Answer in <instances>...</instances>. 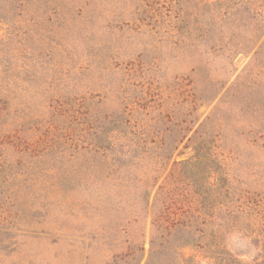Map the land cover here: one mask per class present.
I'll return each instance as SVG.
<instances>
[{
    "label": "rangeland",
    "instance_id": "374dc122",
    "mask_svg": "<svg viewBox=\"0 0 264 264\" xmlns=\"http://www.w3.org/2000/svg\"><path fill=\"white\" fill-rule=\"evenodd\" d=\"M44 6L43 0H0V39L9 38L0 42V55L6 60L0 62L11 67L0 72V82L15 79L0 85V133L11 134L25 150L22 155L6 151L4 156L2 169L14 166L17 174L14 184L0 187V264H104L119 249H98L101 239L125 238L132 225L145 235L148 249L156 187L148 204L145 197L136 203L126 189L136 191L137 182L129 179L121 184L116 174L95 192L68 198V185L59 177V161L44 146L49 139L45 130L54 123L64 131L80 132L82 126L71 114L81 116L84 126L91 124L98 132L108 121L110 145L118 148L119 130L126 128L133 132L128 143L144 152L143 156L131 154L140 156L131 161L146 164L161 143L172 142L178 124L186 121L183 124L190 126L196 116L202 114L201 121L211 112L250 56L236 54L224 71L223 57L211 55L215 61L205 63L198 58V48L162 41L150 33L148 20L135 22L144 16V8L136 1L97 0L96 8L110 17L108 28L105 22L98 23L89 38L78 32L71 38L58 30L46 38L40 36L26 56L8 58L6 52L20 46L13 41H19L22 17L33 10L42 12ZM234 68L237 71L229 76ZM256 79L243 95L247 100L224 113L219 136L211 140L227 148L217 158L214 152L216 171L195 174L198 183L188 197L198 200L193 204L198 208L195 215L200 213L196 235L212 249L182 248L186 264H217L216 256L225 251L243 262L264 263V76ZM224 83L217 98L199 103L188 114L198 104L196 94H209L208 100ZM59 104L68 113L59 115L50 107ZM61 134L54 139L60 140ZM99 140L105 142L104 131ZM4 147L10 149L7 143ZM33 147L43 153L31 156ZM179 149L181 154L176 152L172 160L193 154L191 146ZM142 172L127 168L132 178ZM184 188L177 192L187 196ZM148 190L143 189L145 196ZM69 201L74 205L70 207Z\"/></svg>",
    "mask_w": 264,
    "mask_h": 264
},
{
    "label": "trees",
    "instance_id": "16d2710c",
    "mask_svg": "<svg viewBox=\"0 0 264 264\" xmlns=\"http://www.w3.org/2000/svg\"><path fill=\"white\" fill-rule=\"evenodd\" d=\"M43 1L45 8L42 12L33 10L30 15L22 17L24 25L19 27L22 28L19 41L10 40L19 43L20 46L16 50H8L6 52L8 58L15 60L21 53L26 56L31 51L32 44L41 40L40 36L46 38V34H54L58 30L67 33L71 38L76 37L75 33L77 32L83 34L84 38H89L94 33L96 26H99L98 23L105 22L107 28L110 26V17L106 15V11L96 8L97 0ZM132 1H136L137 5L140 4L144 8V16L135 18V22L148 20L147 23H151L150 33L159 36L160 40L169 41L172 45L184 42L190 47L194 46L198 48V58L208 64L209 61H215L213 57L210 58L211 55L221 56L224 60L222 64L224 71H227L233 57L238 53H246L245 56H250L248 62L236 74L234 81L218 99L219 105L217 103L201 121L202 114L190 121V126L183 124L186 121L178 124L172 142L161 143L157 147L155 155L150 156V160L146 164L131 161L133 157L140 159V156L130 157L133 153L144 155V152H140L127 141L133 132L126 131V128L119 130L120 144L116 148L108 142L110 137L109 130L106 128L108 121L104 123V128L98 132L91 124L84 126L86 123L83 122L81 116L78 117L74 114L71 115L74 121L82 126L81 131L76 133L64 131L51 123V126L45 130L49 139L44 142V146L46 149H52L56 161H59L61 170L59 177L68 185L65 190L68 198L91 190L95 192L98 185L101 186L116 174L121 184L129 179H134L137 182L135 183L136 191L130 192L128 187L126 189V194L130 193L136 203L141 202L145 197L148 204L149 197L156 187V196L150 211L148 249H145V235L132 225L125 232L127 233L125 238L113 236L111 240L101 239L98 249L104 247V251L109 252L113 248L119 249L118 252H113L104 264H186L188 259L181 254L182 248L195 246L205 250L212 249L210 244H203L199 236L196 235L200 213L197 212L195 215L198 208H195L193 204L198 203V200L192 195L188 197V194L192 192V186L198 183L195 174L198 171L200 173L216 171L214 152H217V158L224 154L223 152H226L227 148L221 144H214V141L211 142V140L219 136L216 133L219 132L218 128L225 118L224 113L230 108L236 107L238 102L247 100L243 96L245 91L254 86L257 77L264 76V0ZM7 40L9 38H2L0 42L4 43ZM53 50L54 48H52V52ZM2 55L4 54L0 55V59L6 61L3 59L5 56ZM9 65L10 63L0 62V72L9 71L11 68ZM236 71L237 68H234L229 76H232ZM2 78L0 76V81ZM54 78L56 75L53 76ZM2 82L13 83L15 79L6 77ZM51 83L52 81H50ZM3 84L0 82V85ZM224 86L225 83L219 90L212 92L208 100L205 99L209 94L204 96L196 94L195 103L198 104L193 105L194 107L188 110V114L191 115L199 103L212 102ZM212 89L215 88H211L209 91H213ZM3 106L6 104L4 103ZM50 107L56 114L68 113L60 104ZM78 113L76 111V114ZM197 123L198 126L191 134L192 127ZM147 127L151 132L149 124ZM103 131L106 133L104 143L99 140V133L101 134ZM59 132L62 133L60 140H55V134ZM6 143L10 149L4 147ZM142 144H145L144 140L139 144V147H142ZM181 145L182 149L191 146L193 154L184 160H172L176 152L181 154V149H179ZM39 149L33 147L29 154L31 156L39 155L42 152ZM6 151H10V154L20 155L25 150L11 134L4 136L0 133V187L5 184L8 186L14 184L13 181L17 174L14 172V166L8 170L2 169ZM18 160L19 158L15 165L19 163ZM169 164L170 168L163 176ZM199 166H202V169H199ZM130 167L143 170V175L132 178V175L127 174V168ZM162 176L163 178L159 182ZM183 186H185L184 191L187 196L177 192ZM144 188H149L146 196ZM69 204L70 207L74 205L70 201ZM134 222L133 220L131 223ZM216 257L217 264H264L258 261L243 262L227 251L224 252V255Z\"/></svg>",
    "mask_w": 264,
    "mask_h": 264
}]
</instances>
